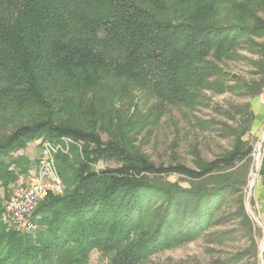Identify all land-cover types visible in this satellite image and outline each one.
<instances>
[{"label":"trees","instance_id":"1","mask_svg":"<svg viewBox=\"0 0 264 264\" xmlns=\"http://www.w3.org/2000/svg\"><path fill=\"white\" fill-rule=\"evenodd\" d=\"M262 39L264 0H0V110L31 116L0 138V183L17 181L12 168L28 162L7 159L32 142L82 145L57 157L66 191L38 208L37 232H6L0 222V264H89L94 250L110 264H141L205 228L215 208L247 185L245 177L237 182L247 170L237 164L252 152L246 130L231 152L197 171L163 169L127 142L105 143L61 116L84 114L85 97L117 85L163 108H194L202 91L224 93L219 65L242 48L259 56L262 87L246 89L260 97ZM254 118L251 111L248 124ZM104 160L120 166L95 171ZM170 173L201 181L184 189L168 181ZM259 176L264 187V155Z\"/></svg>","mask_w":264,"mask_h":264},{"label":"rangeland","instance_id":"2","mask_svg":"<svg viewBox=\"0 0 264 264\" xmlns=\"http://www.w3.org/2000/svg\"><path fill=\"white\" fill-rule=\"evenodd\" d=\"M258 59L259 56L242 48L235 59L220 64L222 76L216 81L223 84L224 93L204 90L201 103L194 108H163L155 98L117 85L114 92L104 88L85 97L84 114L74 109L61 116L65 121H77L86 130H96L105 143L111 137L127 142L156 168L163 169L185 166L197 171L200 162H212L231 152L237 135L246 130L243 138L252 152L248 159L237 164L238 168L247 167L246 172L237 176V182L245 177L247 185L243 192L225 198L198 234L158 251L141 264H264V187L259 176L264 155V105L260 97L252 98L246 89L251 85L262 87V77L256 68ZM251 111L255 118L248 124ZM29 118L25 111L0 110V138ZM40 141L30 143L29 149L39 148ZM26 149L7 159V162L14 159L23 164L28 162L23 171L12 168L17 181L0 183V222L6 232L16 231L2 220L6 203L15 187L27 181L34 166V161L27 157L32 153ZM119 166L115 160H104L93 169L104 171ZM171 174L176 173L168 176ZM177 178L176 183L184 189L201 181L180 175ZM89 264H110V258L94 250Z\"/></svg>","mask_w":264,"mask_h":264},{"label":"built area","instance_id":"3","mask_svg":"<svg viewBox=\"0 0 264 264\" xmlns=\"http://www.w3.org/2000/svg\"><path fill=\"white\" fill-rule=\"evenodd\" d=\"M260 100L264 105V94L260 96ZM39 146L36 168L25 183L15 187L2 215L7 226L24 234H32L39 229L33 220L34 215L50 196L60 197L65 194L66 187L60 176L57 157L69 155L72 146L82 151V145L69 138H63L59 142L41 140ZM177 177V174H171L167 179L176 183Z\"/></svg>","mask_w":264,"mask_h":264},{"label":"crops","instance_id":"4","mask_svg":"<svg viewBox=\"0 0 264 264\" xmlns=\"http://www.w3.org/2000/svg\"><path fill=\"white\" fill-rule=\"evenodd\" d=\"M27 151H28V153H29V151H31L30 153H32V155L30 154L29 156H27L29 158V160L34 161V166L30 171V173H31V172H33V170L37 166V162H38V158H39V154H40V147L39 148L37 147L36 150H31V149H29V146H28V148L26 149V152Z\"/></svg>","mask_w":264,"mask_h":264}]
</instances>
